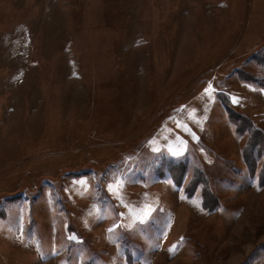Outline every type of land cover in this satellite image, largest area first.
<instances>
[{
  "label": "rangeland",
  "instance_id": "1",
  "mask_svg": "<svg viewBox=\"0 0 264 264\" xmlns=\"http://www.w3.org/2000/svg\"><path fill=\"white\" fill-rule=\"evenodd\" d=\"M255 54L264 0H0V264H264Z\"/></svg>",
  "mask_w": 264,
  "mask_h": 264
},
{
  "label": "trees",
  "instance_id": "2",
  "mask_svg": "<svg viewBox=\"0 0 264 264\" xmlns=\"http://www.w3.org/2000/svg\"><path fill=\"white\" fill-rule=\"evenodd\" d=\"M253 58H254V61L256 62V64L258 66H261V64L264 63V61H260L258 59L256 54L253 55ZM240 75H241L240 78L242 80L261 84V82L257 78H255L252 74H246L245 72H243V73H240ZM240 118H243V116H240ZM251 138H252L254 144L255 143H258V144L264 143V139H263L262 135L260 134V130L259 129H254V133L251 135ZM255 138H256V141H254ZM249 154H250V158H246L245 157V162H246V164L248 163L247 166H249L251 170H254L257 167L256 161H255V157H253V152L252 151H250ZM256 156L257 157H261L262 155L261 154H257ZM170 163H172V162H168V163H166V166H164L167 169L166 171H168V172L171 171L176 176V179L178 180V182H182L183 172L185 171V167H186L187 164L185 162H179V163H174L173 162L172 165H171ZM261 173L264 174V161H263ZM198 183H200V181H196L195 180L194 182H192L191 189H189L190 191H192V193L194 192V190H196V188L198 186Z\"/></svg>",
  "mask_w": 264,
  "mask_h": 264
},
{
  "label": "snow or ice",
  "instance_id": "3",
  "mask_svg": "<svg viewBox=\"0 0 264 264\" xmlns=\"http://www.w3.org/2000/svg\"><path fill=\"white\" fill-rule=\"evenodd\" d=\"M205 91H206V94H209L210 95V92H209L208 89H206ZM234 102H236V101L234 100ZM169 251L170 252H174L175 251V246L172 249H169Z\"/></svg>",
  "mask_w": 264,
  "mask_h": 264
}]
</instances>
